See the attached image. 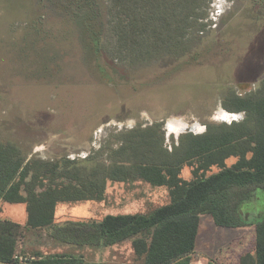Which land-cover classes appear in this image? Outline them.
<instances>
[{
  "label": "rangeland",
  "instance_id": "rangeland-1",
  "mask_svg": "<svg viewBox=\"0 0 264 264\" xmlns=\"http://www.w3.org/2000/svg\"><path fill=\"white\" fill-rule=\"evenodd\" d=\"M206 11L207 25L189 55L138 72L102 50L106 0H0V140H13L27 158L84 160L96 153L97 161L109 162L120 145L112 135L133 127L161 122L171 150L182 133L242 120L245 115L226 111L221 99L229 90L257 91L264 79V0H207ZM190 170L181 176L190 179ZM169 202L166 187L108 181L102 201L59 203L56 222L151 214ZM260 214L259 189L242 205L241 226H218L201 215L191 264H239L254 248ZM26 216L25 203L0 202V218L24 223ZM39 231L38 240L31 232L26 242V234L22 257L40 250L88 264L141 263L131 240L73 245Z\"/></svg>",
  "mask_w": 264,
  "mask_h": 264
},
{
  "label": "trees",
  "instance_id": "trees-1",
  "mask_svg": "<svg viewBox=\"0 0 264 264\" xmlns=\"http://www.w3.org/2000/svg\"><path fill=\"white\" fill-rule=\"evenodd\" d=\"M206 7L207 0H106L102 50L138 72L185 57L205 30ZM221 106L245 117L208 123L202 133H182L171 150L164 146L161 122L133 127L112 135L120 145L107 156L109 162L97 161L96 153L84 160L27 159L13 140H0V202L25 203L27 213L24 223L0 218V264H88L81 257L38 253L33 260H15L14 255L25 252V236L34 228L73 245L131 240L140 264H190L197 255L201 215H210L218 226H241L242 205L255 191H264V79L257 91H227ZM185 167L191 168L190 179L181 176ZM137 180L166 187L170 202L151 214L56 222L59 203L102 201L106 182ZM206 264L217 263L208 259ZM239 264H264V214L255 220L254 248Z\"/></svg>",
  "mask_w": 264,
  "mask_h": 264
},
{
  "label": "crops",
  "instance_id": "crops-1",
  "mask_svg": "<svg viewBox=\"0 0 264 264\" xmlns=\"http://www.w3.org/2000/svg\"><path fill=\"white\" fill-rule=\"evenodd\" d=\"M26 218H27V216H26ZM26 221V220H25ZM44 230V229H43ZM32 232V236H36V240H38L41 236L40 235H38L41 231H39V229H36V230H29L27 233H28V236H27V239H26V242L27 241H29L28 240V237H30L31 236V233ZM45 232H48V231H45ZM34 236V237H35ZM253 250V249H252ZM133 252V251H132ZM252 252V251H251ZM35 253H38L39 254V256L40 257H43V256H46V255H59L58 253H56V254H53V253H51V254H44V253H42V252H40V250H36V252ZM134 257V256H133ZM192 262V261H191ZM97 264H101V263H97ZM138 264H140V263H138ZM191 264V263H190Z\"/></svg>",
  "mask_w": 264,
  "mask_h": 264
},
{
  "label": "built area",
  "instance_id": "built-area-1",
  "mask_svg": "<svg viewBox=\"0 0 264 264\" xmlns=\"http://www.w3.org/2000/svg\"><path fill=\"white\" fill-rule=\"evenodd\" d=\"M14 259L15 260H19V261H27V260H33L35 259L34 257H30V258H27V257H22L21 255H14Z\"/></svg>",
  "mask_w": 264,
  "mask_h": 264
},
{
  "label": "flooded vegetation",
  "instance_id": "flooded-vegetation-1",
  "mask_svg": "<svg viewBox=\"0 0 264 264\" xmlns=\"http://www.w3.org/2000/svg\"><path fill=\"white\" fill-rule=\"evenodd\" d=\"M154 123H156V122H154ZM153 124V123H152ZM64 157H67V156H64ZM62 158V157H61ZM27 159H29V158H27ZM57 159H60V158H57Z\"/></svg>",
  "mask_w": 264,
  "mask_h": 264
},
{
  "label": "snow or ice",
  "instance_id": "snow-or-ice-1",
  "mask_svg": "<svg viewBox=\"0 0 264 264\" xmlns=\"http://www.w3.org/2000/svg\"><path fill=\"white\" fill-rule=\"evenodd\" d=\"M221 119H223L224 117H220ZM233 119H234V117H233Z\"/></svg>",
  "mask_w": 264,
  "mask_h": 264
}]
</instances>
